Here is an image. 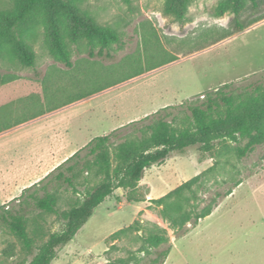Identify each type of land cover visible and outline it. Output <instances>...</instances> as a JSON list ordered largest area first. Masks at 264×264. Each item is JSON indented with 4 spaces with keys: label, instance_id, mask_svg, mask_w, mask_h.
Segmentation results:
<instances>
[{
    "label": "rangeland",
    "instance_id": "1",
    "mask_svg": "<svg viewBox=\"0 0 264 264\" xmlns=\"http://www.w3.org/2000/svg\"><path fill=\"white\" fill-rule=\"evenodd\" d=\"M11 1L0 0V8L9 7ZM164 1L77 0L84 13L98 24L113 28L119 40L110 45V58H90L85 41H67L70 59L76 64L73 77H78L81 69L93 71L128 57L140 58L134 65L104 74L84 90L114 83L155 66L84 100H89V109L75 124L85 128L88 139L164 106L178 105L198 94L200 98L204 91L223 83L264 84V18L212 43L232 29L236 21L232 13L216 14L220 0L191 1L182 20L164 12ZM260 4L253 9L247 3L238 20L246 23L264 13V0ZM29 43L35 52L33 67L0 59L1 72L17 76L0 84V105L29 93L41 94V79L50 69L61 74L72 70L50 53L41 30ZM81 108L77 103L68 112ZM25 115L9 116L0 121V127ZM63 118L62 114L46 116L44 120H33L31 126L47 127ZM242 143L243 140L216 141L208 153L191 146L183 152H172L162 162L146 168L136 189L131 191L134 198L143 201L129 202L122 189L114 190L57 251L50 264H110L120 259L124 264H160L151 260L168 246L170 250L162 264H264V141L239 157L236 146ZM212 164L214 169L202 180V187H193L196 195H187L196 210L212 198L217 205L196 226L176 238L159 208L147 199L164 195ZM227 190L231 192L225 195ZM54 191L59 210L66 209L78 197V193L64 186L55 187ZM9 200H0V205ZM27 216L26 230L35 246L61 228L53 213L30 210ZM133 222L136 223L129 227ZM150 233L163 234L169 241L144 249V238ZM6 250L8 254L4 253ZM28 258L21 242L0 225V263L24 264Z\"/></svg>",
    "mask_w": 264,
    "mask_h": 264
},
{
    "label": "trees",
    "instance_id": "2",
    "mask_svg": "<svg viewBox=\"0 0 264 264\" xmlns=\"http://www.w3.org/2000/svg\"><path fill=\"white\" fill-rule=\"evenodd\" d=\"M191 1L165 0L164 12L182 20ZM260 2L220 0L216 14L232 13L236 21L232 29L226 30L212 43L263 19L264 13L246 23L238 20L247 3L256 9L260 7ZM39 30L47 40L50 53L72 70L61 74L50 69L41 79V94L29 93L0 105V121L14 114H27L2 125L0 133L155 67L148 66L114 83L84 90L87 84L104 74L114 73L118 67L134 65L140 58L128 57L112 63V67L96 69L94 72L81 69L78 77H73L76 64L70 59L67 41H85L90 58H110V45L119 40V34L113 28L98 24L84 13L77 5V0H12L9 7L0 8V59L33 67L35 52L29 42L36 39ZM16 78L0 70V84ZM66 94V98H63ZM201 95L200 98L198 94L196 98L185 99L178 105L164 106L109 133L91 137L44 177L24 187L18 196L7 203L1 204L0 225L5 226L21 242L29 257L24 264H50L57 251L72 239L93 215L96 207L110 197L114 190L122 189L129 202L143 201V198H134L131 191L136 189L146 168L162 162L172 152H183L188 147L197 146L200 151L208 153L216 141L243 140L241 145L236 146L237 155L242 157L253 146L264 141V84L223 83ZM213 169L214 164L164 195L147 199L159 208L160 215L168 221L176 238L186 234L216 207L217 201L212 198L196 210V206L189 203L190 197L187 195L195 196L193 187L201 188L202 180ZM58 186L78 193V197L63 210H59L56 205L54 188ZM230 192L227 190L225 195ZM30 210L53 213L61 223L59 230L49 233L37 246L26 230ZM168 241L163 234L150 233L144 238V249ZM169 250L168 246L158 251L151 261L162 264ZM4 253L9 252L6 250ZM110 264L124 263L120 259Z\"/></svg>",
    "mask_w": 264,
    "mask_h": 264
},
{
    "label": "crops",
    "instance_id": "3",
    "mask_svg": "<svg viewBox=\"0 0 264 264\" xmlns=\"http://www.w3.org/2000/svg\"><path fill=\"white\" fill-rule=\"evenodd\" d=\"M86 98L0 133V200L18 196L24 187L44 177L89 141L85 128L75 124L89 109ZM77 103L82 108L68 112L70 106ZM58 114L64 116L59 122L47 127L31 126L33 120Z\"/></svg>",
    "mask_w": 264,
    "mask_h": 264
}]
</instances>
